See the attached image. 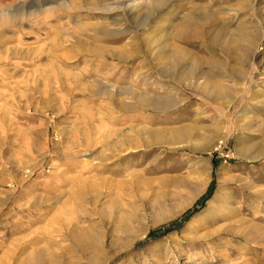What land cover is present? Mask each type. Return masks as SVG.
Instances as JSON below:
<instances>
[{
  "label": "rangeland",
  "instance_id": "1",
  "mask_svg": "<svg viewBox=\"0 0 264 264\" xmlns=\"http://www.w3.org/2000/svg\"><path fill=\"white\" fill-rule=\"evenodd\" d=\"M1 11L0 264H264V0Z\"/></svg>",
  "mask_w": 264,
  "mask_h": 264
},
{
  "label": "bare ground",
  "instance_id": "2",
  "mask_svg": "<svg viewBox=\"0 0 264 264\" xmlns=\"http://www.w3.org/2000/svg\"><path fill=\"white\" fill-rule=\"evenodd\" d=\"M60 5L62 6H66L67 4L64 2V3H59V7ZM61 6V7H62ZM9 11H1L0 12V19H3L7 14H8ZM174 55V54H173ZM177 58V57H176ZM178 59V58H177ZM171 62H173V60H171ZM222 217V216H221Z\"/></svg>",
  "mask_w": 264,
  "mask_h": 264
}]
</instances>
